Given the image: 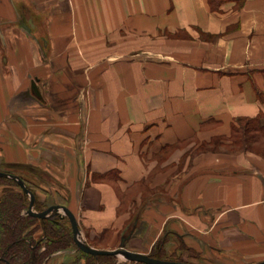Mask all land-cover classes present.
Returning <instances> with one entry per match:
<instances>
[{
    "label": "crops",
    "instance_id": "obj_1",
    "mask_svg": "<svg viewBox=\"0 0 264 264\" xmlns=\"http://www.w3.org/2000/svg\"><path fill=\"white\" fill-rule=\"evenodd\" d=\"M263 70L264 0H0V171L96 248L264 261V156L198 151L264 112Z\"/></svg>",
    "mask_w": 264,
    "mask_h": 264
},
{
    "label": "trees",
    "instance_id": "obj_2",
    "mask_svg": "<svg viewBox=\"0 0 264 264\" xmlns=\"http://www.w3.org/2000/svg\"><path fill=\"white\" fill-rule=\"evenodd\" d=\"M258 95L263 99L261 91H258ZM228 140L230 142L225 145L221 138L215 137L210 142L202 143L198 151L218 150L224 145L233 153L254 151L264 156V151L254 146L264 140V112L254 117H238ZM26 181L28 188L36 196L35 206L38 207V211H41L45 204L38 199L37 192L40 187L29 180ZM0 182L4 184L8 182L14 187L19 186L10 178L0 177ZM10 189L12 188L0 196V264H43L53 252L75 245L73 229L68 220L38 218L25 214L24 211L30 204L29 194L21 188L20 191ZM37 231H41V235L35 236ZM43 246L45 249L41 250ZM84 254L90 258L87 264H98L103 259H114L112 255L95 256L85 252ZM150 255L162 258L155 253Z\"/></svg>",
    "mask_w": 264,
    "mask_h": 264
},
{
    "label": "water",
    "instance_id": "obj_3",
    "mask_svg": "<svg viewBox=\"0 0 264 264\" xmlns=\"http://www.w3.org/2000/svg\"><path fill=\"white\" fill-rule=\"evenodd\" d=\"M1 177H6L15 180L22 190L30 195V204L27 210L28 214L38 217V218H51V216H58L60 219H65L66 217L70 220L73 229V238L76 245L85 253H89L95 256L100 255H113V256H123L126 260L131 262H138L144 264H197L186 261H175L154 257L147 253H140L131 251L125 248L124 238L122 239L121 246L116 249H99L90 244H88L81 234L78 220L75 214L66 206L62 204H53L41 211L35 210V194L28 188L27 181L21 177L19 174L0 171ZM254 264H264V261L254 263Z\"/></svg>",
    "mask_w": 264,
    "mask_h": 264
},
{
    "label": "rangeland",
    "instance_id": "obj_4",
    "mask_svg": "<svg viewBox=\"0 0 264 264\" xmlns=\"http://www.w3.org/2000/svg\"><path fill=\"white\" fill-rule=\"evenodd\" d=\"M227 143H225V145H226ZM258 150H261V151H264V140H262V141H260L259 142V144H255L254 145ZM223 147L222 146H220L219 147V149H222ZM226 148V147H225ZM15 181V180H14ZM32 182V181H31ZM32 183H34L35 185L37 184V183H35V182H32ZM18 184V183H17ZM19 185V184H18ZM14 185L13 184H10V183H2V182H0V196L6 191V190H8L9 188H12V189H10V190H16V191H20V185L19 186H15L14 188ZM22 189V188H21ZM40 192V193H39ZM43 192H45L43 189H41L40 188V190H38V192L37 193H39L38 194V197H39V201L41 202V203H43V204H45V205H43V206H45L44 208H46V206H49V204L47 203V198H48V196H47V194L45 195V194H41V193H43ZM47 193V192H46ZM46 198V199H45ZM29 199H31L30 198V195H29ZM29 208V207H28ZM43 208V207H42ZM27 210L28 209H26L24 212H25V214H28V212H27ZM35 210H37L38 211V207H36L35 206ZM30 215V214H29ZM52 218H59L58 216H51V218H49V219H52ZM41 231H37L36 233H35V236H39V235H41ZM45 249V246H43L42 248H41V250H44Z\"/></svg>",
    "mask_w": 264,
    "mask_h": 264
}]
</instances>
